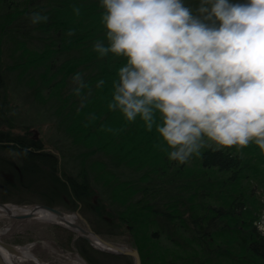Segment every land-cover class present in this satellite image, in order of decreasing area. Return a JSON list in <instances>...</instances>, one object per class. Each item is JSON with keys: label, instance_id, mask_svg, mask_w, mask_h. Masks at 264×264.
<instances>
[{"label": "trees", "instance_id": "16d2710c", "mask_svg": "<svg viewBox=\"0 0 264 264\" xmlns=\"http://www.w3.org/2000/svg\"><path fill=\"white\" fill-rule=\"evenodd\" d=\"M184 2L194 10L199 5ZM103 11L100 0H0V119L9 100L27 89L65 146L58 157L41 151L39 142L0 132L1 150L7 145L20 156L25 190L50 207L66 198L71 209L91 213L96 233L97 219H115L116 231L108 233L124 228L141 264H264L256 226L264 209L256 196L257 186L264 189V154L254 143L240 150L206 147L180 164L160 148L155 125L134 135L139 116L129 122L108 108L126 58L93 50L97 41L107 45ZM33 13L47 20L34 25ZM77 74L84 85L79 95ZM144 148L157 153L148 156ZM77 244L87 264H97L90 254L114 257L80 237Z\"/></svg>", "mask_w": 264, "mask_h": 264}, {"label": "clouds", "instance_id": "9594fccd", "mask_svg": "<svg viewBox=\"0 0 264 264\" xmlns=\"http://www.w3.org/2000/svg\"><path fill=\"white\" fill-rule=\"evenodd\" d=\"M100 6L107 45L97 41L93 50L126 58L110 110L129 122L139 116L149 131L155 125L168 159L180 164L206 147L254 143L264 154V0H199L195 10L184 0ZM46 20L30 17L34 25ZM73 79L79 95L84 85L79 74Z\"/></svg>", "mask_w": 264, "mask_h": 264}, {"label": "rangeland", "instance_id": "374dc122", "mask_svg": "<svg viewBox=\"0 0 264 264\" xmlns=\"http://www.w3.org/2000/svg\"><path fill=\"white\" fill-rule=\"evenodd\" d=\"M27 92L29 93L27 89L23 91L19 90V93L14 96V99L9 100L8 106L10 109H7L8 111L5 119H0V132L2 134H7V136L11 138H20L27 142H39L42 147L41 151L53 152L58 155V157H61L59 153L60 150H65L61 131L56 127L53 119L49 121L44 119V116L38 112L42 110V107H38L34 101L30 100ZM139 121L141 122V127H138L137 133H134V135L137 136L146 128L145 123L141 119ZM134 135H132L133 138L136 137ZM160 146V148L163 149L167 147L162 139L160 141ZM3 147L4 149L2 150L0 148V203L17 206L45 205L38 200L37 195L31 193L30 190H25L23 184L24 179L18 171V166L20 164L19 154L7 145ZM144 149V152L147 153L148 156H155L157 153L151 155V148ZM257 187L256 196L261 203V201H264V189H262L261 186ZM92 198L95 205L101 202L98 193L94 194ZM56 202L57 206L53 208L60 209L66 215L74 216V220L78 225L84 229L95 232V228L92 226L91 222L96 221V219L91 213L81 211L80 207L71 209L66 198L59 199ZM263 204L264 203L261 205ZM261 218L262 228L264 229V212ZM104 221L107 224H105ZM104 221L97 219L99 233L95 232V234L101 239L111 242L121 248L135 249L132 247L130 236L124 228L117 230L120 231V233H108V230H112L113 232L116 231L112 229L113 221L116 222L115 219H108V221H106L104 217ZM108 222L110 224H108ZM0 231H2L0 235L1 241L13 245L14 247L30 246L31 253L43 264H70L68 260L73 259H80L86 263L78 252V244L76 245V239L78 238L77 234L63 226L32 218L24 220L0 218ZM91 247L99 252L112 254L107 251L96 249L93 246ZM90 258L94 262L96 261L97 264H133L132 258L115 254L114 257L90 254ZM21 264L35 263L26 261Z\"/></svg>", "mask_w": 264, "mask_h": 264}, {"label": "water", "instance_id": "95a60500", "mask_svg": "<svg viewBox=\"0 0 264 264\" xmlns=\"http://www.w3.org/2000/svg\"><path fill=\"white\" fill-rule=\"evenodd\" d=\"M6 204H1L0 206H5ZM33 211L26 213V214H15L11 218L16 219V220H24V219H30L34 216V212L37 209H42L47 212H50L59 218H61L64 222V227L74 233L77 234L78 237L82 238L85 240L89 245L93 246L96 249H99L101 251H107L115 255H120V256H128L132 258L133 264H141V259L138 251L136 249H124L119 246H116L112 244L111 242H107L103 239H101L95 232L92 230H87L78 225L73 219H66V214L62 212L60 209L53 208L47 205H33L32 206ZM73 217L74 216H70ZM96 241H100L102 244V247H99L96 245ZM15 247L13 245L7 244L3 241L0 240V264H18V263H11L7 262L3 255L1 254V250H5L6 252L13 253ZM40 260L38 259V262ZM35 264H43V263H37Z\"/></svg>", "mask_w": 264, "mask_h": 264}, {"label": "bare ground", "instance_id": "6f19581e", "mask_svg": "<svg viewBox=\"0 0 264 264\" xmlns=\"http://www.w3.org/2000/svg\"><path fill=\"white\" fill-rule=\"evenodd\" d=\"M31 211H33L32 206H17V205L6 204L5 206H0V218H11L15 214H26ZM33 214L34 216L32 217V219H36L39 221H48L64 227L63 220L50 212H47L42 209H37ZM66 219L74 220V218L70 217V215H66ZM1 234L2 231H0V235ZM96 245L102 247L100 241H96ZM1 254L3 255V257L7 262H11V263L21 264L22 262H26V261L33 263L35 262L42 263L41 261L38 262V258L31 253L30 246L15 247L13 253H9L6 252L5 250H1ZM68 262L70 264H86L80 259L68 260Z\"/></svg>", "mask_w": 264, "mask_h": 264}, {"label": "built area", "instance_id": "2783aa9c", "mask_svg": "<svg viewBox=\"0 0 264 264\" xmlns=\"http://www.w3.org/2000/svg\"><path fill=\"white\" fill-rule=\"evenodd\" d=\"M263 212H264V209L262 210L261 214L259 215V218H258V220H257V222H256V226H257V229H258V230L261 232V234L264 236V229L262 228L263 225H262V218H261Z\"/></svg>", "mask_w": 264, "mask_h": 264}]
</instances>
